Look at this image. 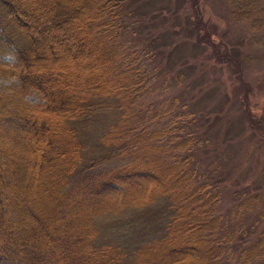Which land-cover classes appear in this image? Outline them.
<instances>
[{
    "label": "trees",
    "instance_id": "trees-1",
    "mask_svg": "<svg viewBox=\"0 0 264 264\" xmlns=\"http://www.w3.org/2000/svg\"><path fill=\"white\" fill-rule=\"evenodd\" d=\"M121 2L0 0V74L19 81L0 92V264H264V230L234 263L220 244L194 136L166 157L128 122L149 81L117 43Z\"/></svg>",
    "mask_w": 264,
    "mask_h": 264
},
{
    "label": "rangeland",
    "instance_id": "rangeland-1",
    "mask_svg": "<svg viewBox=\"0 0 264 264\" xmlns=\"http://www.w3.org/2000/svg\"><path fill=\"white\" fill-rule=\"evenodd\" d=\"M120 1L117 43L138 57L149 81L128 107V122L157 130L155 152L166 157L180 152L170 137L194 136L196 178L219 194L216 233L221 245L231 243L233 261L238 245L256 242L264 230V137L257 129L264 125V0ZM0 61L15 58L10 52ZM18 85L0 74V92ZM25 99L43 102L33 90Z\"/></svg>",
    "mask_w": 264,
    "mask_h": 264
}]
</instances>
